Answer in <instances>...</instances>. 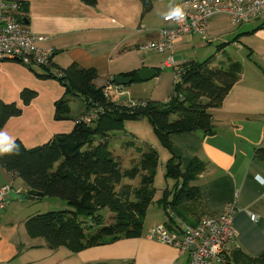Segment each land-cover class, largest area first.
I'll return each mask as SVG.
<instances>
[{
  "label": "crops",
  "instance_id": "0c3cea01",
  "mask_svg": "<svg viewBox=\"0 0 264 264\" xmlns=\"http://www.w3.org/2000/svg\"><path fill=\"white\" fill-rule=\"evenodd\" d=\"M3 1L12 0L0 3ZM13 1L27 6L26 26L33 34L47 39L41 43L42 47L54 50L53 67L63 73L73 64L94 69L97 72L94 84L98 88L108 83L120 85L117 76L126 77L125 74L146 67L145 61L134 70L123 66L122 60L133 53V42L136 47L156 42L160 40V29L177 28L164 18L179 7L178 0H153L147 13L142 4L133 0H98L95 7L79 0ZM165 4L168 5L164 7ZM229 20L226 14H216L209 19L204 35L188 34H199L212 42L221 40L211 60L213 64L224 69L235 63L242 67L241 78L223 105L210 110L211 133L198 129L170 136L172 151L182 170L193 159L204 164V171L191 183L198 192L195 200L184 203L175 212L170 205L159 202L163 192L161 198L155 195L138 236L105 240L78 251L68 247L53 249L26 226V221L37 214L26 213L20 207L24 204L19 203L35 200L30 199L24 181L0 167V189L9 187L10 191L27 197L24 201L9 198L6 201L9 191L4 207H0L1 264H189V253L149 238L150 229L158 225L173 229L183 225L194 227L204 216L220 217L228 206L236 209L233 226L238 233L236 242L229 246L228 263L259 264L256 259L264 254V159L259 154L264 149V22L236 25ZM135 36L142 37L133 39ZM184 37L175 41L173 48ZM221 49L225 54H221ZM167 52L170 51L154 53ZM133 80L129 85L135 83ZM129 85L120 86L126 89ZM24 90L35 91L37 96L23 107L21 116L11 118L0 132L20 140L28 149L42 146L57 135L72 133L76 120L89 114L83 97V110H79L75 119L71 118L74 110L71 97L80 96H68L70 114L57 119L56 104L67 96L62 84L43 68H30L12 59L0 62V101L21 106ZM144 101L147 100L137 102ZM166 150L170 153L169 161L173 156ZM178 182L165 189L169 192L168 202L173 200L171 194ZM58 205L64 206L63 211L73 210L68 209L66 202ZM252 215L257 216L256 221L251 219Z\"/></svg>",
  "mask_w": 264,
  "mask_h": 264
},
{
  "label": "trees",
  "instance_id": "16d2710c",
  "mask_svg": "<svg viewBox=\"0 0 264 264\" xmlns=\"http://www.w3.org/2000/svg\"><path fill=\"white\" fill-rule=\"evenodd\" d=\"M79 1L90 7L98 3V0ZM139 1L144 13L151 10V0ZM20 3L22 16L18 20L26 25L27 6ZM181 68V80L174 83L173 97L163 103L147 100L144 106L143 102L117 104L106 99L104 87L98 88L94 84L97 79L94 69L73 64L64 71L63 77L56 78L67 95L56 104L57 119L70 114L68 96H82L88 112L94 109H100V112L95 120L79 123L72 133L57 135L42 146L28 149L16 140L18 151L0 154V167L24 181L29 197L60 199L74 209L30 217L26 226L33 235L42 236L53 249L68 247L78 251L105 240L140 234L147 210L155 199L159 156L156 150L149 148L139 159L133 158L134 165L130 169L123 171V163L110 149V137L124 131L128 121L147 119L158 141L172 153L165 176L182 182H178L175 193L171 194V202H168L167 190L159 202L178 212L184 203L195 200L198 192L191 183L204 171V164L193 159L182 170V164L172 151L170 136L198 129L211 133L210 110L223 105L239 82L242 67L235 63L224 69L208 60L188 62ZM137 73L125 75L138 82ZM36 96L35 91L24 90L21 106L0 101V128L11 118L21 116L23 107ZM259 154L264 159V149L259 150ZM103 210L109 211L110 220L101 214ZM79 217H85L86 221H80ZM256 260L264 264V254Z\"/></svg>",
  "mask_w": 264,
  "mask_h": 264
},
{
  "label": "built area",
  "instance_id": "2783aa9c",
  "mask_svg": "<svg viewBox=\"0 0 264 264\" xmlns=\"http://www.w3.org/2000/svg\"><path fill=\"white\" fill-rule=\"evenodd\" d=\"M182 17L171 14L165 16L166 23L177 25L176 29H160V40L141 46L143 52L153 51L164 53L172 51L173 43L183 35L192 33L205 34L209 19L216 14H226L236 25L248 24L254 21L264 22V0H178ZM22 4L17 1L0 3V62L17 60L27 67H39L48 70L55 78L63 77L64 73L53 67L54 50L45 48L41 43L46 38L37 36L18 20L22 15ZM173 58L167 60V66L172 65ZM182 67V66H181ZM182 68H179L176 84L181 80ZM108 83L104 87V96L114 101L113 93L124 96L123 86ZM143 106L145 103H141ZM100 109H94L86 116L76 121L89 123L95 120ZM9 187L0 189V207L3 208ZM235 207L228 206L218 218L204 216L197 226L183 225L169 228L158 225L150 229L148 237L179 249L181 253L190 254L189 264H228L230 259L229 246L236 242L237 231L233 226ZM253 221L257 216L252 215ZM1 264V263H0Z\"/></svg>",
  "mask_w": 264,
  "mask_h": 264
},
{
  "label": "rangeland",
  "instance_id": "374dc122",
  "mask_svg": "<svg viewBox=\"0 0 264 264\" xmlns=\"http://www.w3.org/2000/svg\"><path fill=\"white\" fill-rule=\"evenodd\" d=\"M133 2L141 4L139 0H133ZM151 2L152 4L154 3L153 0ZM167 5L168 4H165L164 7ZM157 16L158 11L155 12V17ZM229 21L232 22L231 20ZM229 21H227L228 24ZM142 36L143 38L145 37L144 35ZM142 36H135L133 39H139ZM189 36L192 38L190 39ZM203 38L206 37L199 34L185 35L184 38L174 45L172 51L165 54L142 52L140 51L142 45L136 47L137 43L133 42V48H131L133 53L127 55V57L122 60L125 64L123 66L129 69L133 67L134 70L135 67L144 65L142 62L145 61L146 67L144 69L156 68L158 69V75L150 81L135 82L126 86L125 95L122 97L113 93L114 102L117 104H127L131 101L137 102L138 100H151L160 103L168 102L174 95V83L176 82L177 72L181 66L193 61L203 63L208 60H214L217 46L221 43V40L212 42L210 41L211 39L204 40ZM220 51H222L221 54H225L223 49ZM226 55H229L228 52ZM170 57L173 58L172 65L167 67L166 62ZM80 97H71V102L75 110H73V113L71 112V118L75 119L79 110H83V97ZM133 143L134 146H132ZM126 145L131 146V148ZM149 148L155 149L159 155L154 187L156 189V198H161L164 190L169 189V187L173 188L176 181L172 178L165 177L166 165L170 158V153L160 145L147 119L128 121L126 122L124 131L116 132L110 137V149L123 163V171L130 169L134 165L133 158L139 159L142 154L149 150ZM135 149H139V152H135ZM8 198L9 197H6V201ZM59 202L64 201L56 198H45L19 204H24L22 205L24 207H20L25 209L26 213L32 212L35 214H43L51 211H63L65 208L64 206L62 207L58 205ZM69 208L70 206L68 209ZM101 214L106 215L107 220L112 218L108 210L101 211ZM79 220L86 221V218L79 217Z\"/></svg>",
  "mask_w": 264,
  "mask_h": 264
},
{
  "label": "water",
  "instance_id": "95a60500",
  "mask_svg": "<svg viewBox=\"0 0 264 264\" xmlns=\"http://www.w3.org/2000/svg\"><path fill=\"white\" fill-rule=\"evenodd\" d=\"M157 74H158L157 70L143 69L137 73V77L140 81L146 82V81H150V80L154 79ZM115 79H116V82L120 85H129L133 80L132 78L121 77V76H117ZM9 199L11 201H15V200L24 201L27 199V197L26 196H20V195L16 194L14 191H10L9 192ZM30 199H33V197H31Z\"/></svg>",
  "mask_w": 264,
  "mask_h": 264
},
{
  "label": "clouds",
  "instance_id": "9594fccd",
  "mask_svg": "<svg viewBox=\"0 0 264 264\" xmlns=\"http://www.w3.org/2000/svg\"><path fill=\"white\" fill-rule=\"evenodd\" d=\"M171 15L174 17H182L183 11L178 7L173 9ZM15 151H18V145H16L15 140L6 132H0V154H10Z\"/></svg>",
  "mask_w": 264,
  "mask_h": 264
}]
</instances>
